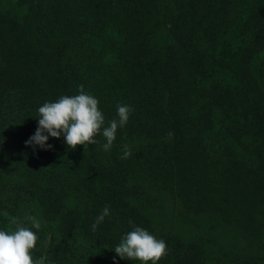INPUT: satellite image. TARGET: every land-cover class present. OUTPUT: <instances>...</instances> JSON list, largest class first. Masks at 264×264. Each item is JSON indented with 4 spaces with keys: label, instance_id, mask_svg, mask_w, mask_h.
<instances>
[{
    "label": "rangeland",
    "instance_id": "1",
    "mask_svg": "<svg viewBox=\"0 0 264 264\" xmlns=\"http://www.w3.org/2000/svg\"><path fill=\"white\" fill-rule=\"evenodd\" d=\"M251 1L253 0H129L121 3L119 0H78L69 6L68 12L71 15L81 17L80 13L99 2L101 9L97 17L102 20L110 18L112 23L106 28L109 31L105 42L107 46L99 50L101 65L91 71L89 63L77 62L79 65L76 70L81 78L75 84L79 81L82 85L81 80H84L87 83L84 91L94 96L96 92L95 89L92 90V82L95 85L99 80L98 86L112 84L118 80L116 69L125 67L133 76L131 85L135 92L146 100L154 98L163 112L171 116L165 85L167 87L168 83L173 82L175 73L163 61L171 51L174 44L172 40L180 35L183 28H188L190 41L185 47L186 51L200 55L204 62L221 70L224 74L219 73L217 79L222 81L225 88L231 84L230 74L217 68L216 52L221 45H213L210 32L214 29L213 34L217 36H234L245 32L248 28L245 14L251 9ZM255 3V12L261 18L258 25L260 31L258 27L255 31L256 34L264 33V0H255ZM36 7L34 0L28 10H24L29 20L33 18ZM119 8L123 9L119 20L122 24L129 23L127 30L119 20L116 21ZM8 9L9 3L0 0L1 28L8 29L13 25V9ZM90 20L95 21L96 16L90 17ZM245 45L251 47L252 42L246 38ZM243 51L246 57L249 51L245 46ZM242 52L238 57L242 56ZM185 58L186 55L182 60H186ZM112 62L117 64L112 66ZM5 67L0 62V230H17L16 225L11 223L15 217L20 226L32 230L40 238V242L49 243L50 236L53 248L62 251L58 256L63 258V264H144L139 260L121 259L114 251L134 226L146 229L157 240L165 241L166 254L155 264H264L262 195L249 196L239 208L228 212L222 209L216 211L208 206L192 212L186 209V201L179 197L174 183L165 180L150 181L147 182V191L141 196L128 197V206L110 205L109 215L93 232L91 225L104 207L96 209L92 206L89 210L86 206L90 205H81V195L75 190V195L72 191L69 192L74 183L70 174L63 177L57 171L56 165L61 160L56 158L64 156L77 164L81 160H89L93 164L102 161L108 166L105 157L107 151L103 148L106 139L103 135L94 137L97 141L95 145H77L74 150L68 148L63 135L59 138L49 137L47 143L53 147L48 150L39 147L34 150L31 145L25 144L37 129L38 108L45 102L57 101L61 96L78 95L79 88L77 93H67L61 87V82L44 100H38L27 93L24 80L7 72ZM258 68H264V45L253 50L248 59L251 76L247 79V98L253 97L252 82L264 81V72ZM114 74L116 78L112 77ZM205 74L207 73L196 71L189 79L202 82L206 79ZM208 84L213 86L210 75L203 83L204 86L198 85L192 89L195 101L181 106L179 116L182 122L192 116L202 138L211 144L210 147H216L219 145L217 140L220 135L230 133L225 127H231L228 121L230 115H220L213 99L208 101L211 94L208 91L206 94L201 92V89L207 90ZM96 90L99 91L98 88ZM255 91L264 94V87ZM202 94H205L204 98ZM204 104L212 105L214 110L210 124L206 127L199 116V112L202 113L205 109L202 108ZM101 112L104 116L102 127L109 126L110 115L104 114L103 109ZM140 127L143 129H138L140 135H146L149 129ZM140 137L142 136L133 134L131 144L138 145ZM238 138L232 134L236 151L246 156L252 155L253 145L250 140ZM135 139L136 142H133ZM126 178L125 184L128 186L136 182L134 175H126ZM73 208L81 212V216H87L83 224L68 229L63 216ZM32 216L41 223L39 230L32 227L30 220L25 219ZM33 261L35 264L37 260ZM146 264L153 262L148 261Z\"/></svg>",
    "mask_w": 264,
    "mask_h": 264
},
{
    "label": "trees",
    "instance_id": "2",
    "mask_svg": "<svg viewBox=\"0 0 264 264\" xmlns=\"http://www.w3.org/2000/svg\"><path fill=\"white\" fill-rule=\"evenodd\" d=\"M6 1L9 9H13L14 18L13 25L8 29L0 27V62L6 65L5 70L13 73L16 78L23 79L27 93L38 100H44L61 82V87L67 93H77L80 82H75L81 76L76 67L89 63L91 71L98 68L102 57L99 50L107 46L105 42L109 31L106 28L112 20L97 17L101 9L99 2L92 8L89 6L87 10L84 9L86 12L80 13L81 17H74L68 10L78 0H35L36 11L29 20L24 10H28L34 0ZM251 4V9L245 14L248 26L245 32L234 36H217L213 34L214 29L210 32L213 45H221L216 52L217 68L230 74L232 86L230 84L223 88L222 81L217 77L219 73H224L204 62L200 55L186 51L185 47L190 41L188 28H183L180 35L172 40L174 44L163 61L175 73L173 82L168 83L167 87L165 85L171 116L163 112L154 98L146 100L135 92L131 85L133 76L128 68L116 69L118 80L115 79L116 82L112 84L98 86L99 80L95 85L92 82V90L95 89L96 92L93 97L99 101V110L103 109L104 114L110 115V121L118 119V104H127L133 111L127 124L118 128L116 139L105 154L108 166L102 161L93 164L89 160H81L77 164L64 156L56 158L61 160L55 164L57 171L63 177L70 174L74 183L69 192L72 191L75 195V190L81 195V205H90L86 206L89 210L92 206L99 209L112 204L126 207L129 205V196H141L148 189L147 182L155 180L174 183L179 197L186 201V209L192 212L202 206L228 212L239 208L249 196H264V94L254 92L255 89L264 87V81L252 82L253 97L247 98L246 94L247 79L251 76L248 59L253 50L264 45V33L256 34L255 31L261 22L260 16L255 12V0ZM119 9L116 21L123 12L122 8ZM93 16H96L95 21L90 20ZM104 16L108 17L107 14ZM119 23L125 30L128 29V22L122 24L119 20ZM246 38L252 42L251 47L245 45ZM90 43L92 46H89ZM244 46L249 51L246 57L245 52H242ZM241 52L242 56L238 57ZM184 55L188 60H182ZM116 64L117 62L111 63L112 66ZM258 70L264 72V68ZM196 71L207 73L206 79L210 75L213 84H208L207 90L201 89V92L206 94L208 91L211 94L208 101L213 99L220 115H230L228 121L231 127L225 126L230 133L226 132L223 136L219 134L221 137L217 140L219 145L216 147H210L211 144L202 138L192 116L185 122L179 116L181 106L195 101L192 89L198 85L204 86L206 81L204 79L197 83L190 80L189 77ZM116 74L112 77L116 78ZM81 82L85 89L87 83L84 80ZM205 94H202L203 98ZM202 108L205 109L202 113L199 112V116L206 127L210 124L214 110L210 104H204ZM140 126L149 129L146 135H140L138 129L143 131ZM169 132L173 133L171 138L168 137ZM231 133L238 139L250 140L253 154L246 156L236 151ZM133 134L142 136L137 140L140 141L138 145L131 144ZM125 145L130 147L132 154L122 160L120 157ZM126 175L135 176L136 182L132 186L125 184L128 178ZM86 216H81V212L73 208L67 211L63 219L66 227L71 229L72 226L83 224ZM52 245L51 242H40L37 237L36 246L31 250L33 260L43 258L44 264H63V258L61 260L58 256L62 251H56Z\"/></svg>",
    "mask_w": 264,
    "mask_h": 264
},
{
    "label": "clouds",
    "instance_id": "3",
    "mask_svg": "<svg viewBox=\"0 0 264 264\" xmlns=\"http://www.w3.org/2000/svg\"><path fill=\"white\" fill-rule=\"evenodd\" d=\"M99 101L92 95L84 91V86H79V94L75 96H61L55 102H45L38 108V126L35 133L25 141L26 145H31L41 149H51L53 146L48 144L49 137H64V142L74 150L77 145L96 144V137L102 134L106 139L103 148L109 151L116 139L118 128H123L133 109L127 104L117 105V117L110 121L109 126L104 125V116L98 108ZM173 136L172 132L168 137ZM129 146H124L123 155L120 159H127L131 156ZM109 206H105L101 214L91 225L93 232L97 226L109 215ZM30 220L32 227L39 230L41 223L32 217H25ZM11 223L16 225L15 231L8 232L0 230V264H34L31 250L35 248L37 235L30 229L20 226L15 217ZM131 224L132 221L130 220ZM51 242V237H48ZM115 253L121 259L141 262L152 261L155 264L166 254V243L163 240H157L146 229L134 226L133 230L128 232L121 242L114 248ZM115 260V257H113ZM35 264H44V259L36 261Z\"/></svg>",
    "mask_w": 264,
    "mask_h": 264
}]
</instances>
